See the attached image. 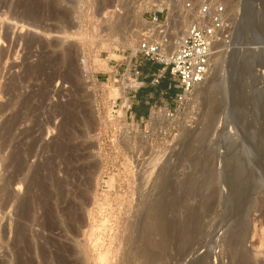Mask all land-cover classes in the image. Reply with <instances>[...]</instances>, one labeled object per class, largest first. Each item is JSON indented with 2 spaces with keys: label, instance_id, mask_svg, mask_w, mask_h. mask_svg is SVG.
Masks as SVG:
<instances>
[{
  "label": "rangeland",
  "instance_id": "1",
  "mask_svg": "<svg viewBox=\"0 0 264 264\" xmlns=\"http://www.w3.org/2000/svg\"><path fill=\"white\" fill-rule=\"evenodd\" d=\"M158 1L0 0V33L7 36L0 45V90L16 81L13 93L31 94L37 107V112L24 110L26 119L15 127L11 146L0 143V184L13 181L0 195V264H97L99 252L107 254L105 264H264V0H216L233 20L230 46H215L206 79L181 104L159 98L147 117L136 118L128 111L130 96L149 86V72L141 67L158 64L139 53L141 33L170 49L179 22L188 23L181 16L186 2L203 0H172L180 16L170 37L167 31L160 37L149 24L155 13L159 25L168 16ZM8 98L1 91L0 105ZM216 100L220 109L213 131L207 140L199 139ZM153 111L164 114L158 125L151 123ZM9 116L10 110L0 114V131ZM54 144L63 147L60 154ZM215 154L226 162L229 156L237 159L235 175L217 165ZM207 160L218 169L215 175L228 174L223 178L229 185L225 197L217 195L215 209L204 212L199 236L188 244L185 235L167 238L154 231L148 217L153 206L162 207L165 222L183 224L182 211L197 199L184 203L181 182ZM39 180L47 185L43 192ZM53 180L63 183L61 190ZM25 195H30L26 215L20 209ZM227 197L233 202L226 213ZM235 232L245 237L241 246L231 242Z\"/></svg>",
  "mask_w": 264,
  "mask_h": 264
},
{
  "label": "bare ground",
  "instance_id": "2",
  "mask_svg": "<svg viewBox=\"0 0 264 264\" xmlns=\"http://www.w3.org/2000/svg\"><path fill=\"white\" fill-rule=\"evenodd\" d=\"M150 2V1H149ZM149 2H147V3H149ZM152 2V1H151ZM158 2H160L159 4H161L162 3V5H166V6H168V8H169V12H168V16H167V19H166V21L164 22V24H155V23H149L152 27H156V28H154L155 30H156V34H157V32L160 34H162V31L163 32H165V31H167L168 33H167V36H168V34H169V32H171L170 30L176 25L177 26V22H178V20H177V17H179V16H177V11L175 10V6H173L174 4H173V2H172V0H169L168 2L166 1H164V0H159ZM170 2H172V4H169ZM148 5H150V4H148ZM153 5V4H152ZM180 6V5H179ZM179 6H176V7H179ZM182 7V6H181ZM180 8V7H179ZM178 10V9H177ZM182 10V9H181ZM179 11V10H178ZM186 8L184 7V12L182 11V13H183V15H181L182 16V18H183V16L185 17V13H186ZM181 13V12H180ZM179 13V14H180ZM181 18V20H183ZM179 20H180V18H178ZM180 24H181V26H180V28H178V29H180V30H176L175 32H178V33H176L175 34V38L173 37L171 40H170V45L173 47L174 45H175V43H176V41L184 34V32H185V30H186V26L187 25H184V23H182V21H180L179 22ZM150 25H148L149 27H150ZM117 27V26H116ZM151 27V28H152ZM164 28L163 30H160L159 28ZM175 28V27H174ZM173 31V30H172ZM174 33V32H173ZM160 34V37L162 36ZM166 34V33H165ZM171 34V33H170ZM170 34H169V37H170ZM8 35V34H7ZM164 35V34H163ZM172 36H173V34H171ZM21 36V35H20ZM167 36H165L164 35V39H165V37H167ZM3 37H7V36H4V34L2 35L1 33H0V45H1V43H2V39H4ZM18 37V36H17ZM22 37V36H21ZM30 38V37H29ZM262 38V37H261ZM162 39V38H161ZM168 39V38H167ZM263 39V38H262ZM35 41V40H34ZM56 41H58V40H56ZM167 40H165V42H166ZM36 42V41H35ZM28 43H30V42H28ZM32 43H34V42H32ZM57 43V42H56ZM261 43H262V47L264 48V40H261ZM34 45V44H33ZM169 45V46H170ZM34 47V46H33ZM30 48V47H29ZM32 48V47H31ZM30 48V49H31ZM6 51V50H5ZM31 51V50H30ZM1 52V51H0ZM32 52V51H31ZM215 53H217V51H215L214 52V56H216V54ZM29 57V56H28ZM1 58V57H0ZM4 59V58H3ZM50 59V58H49ZM46 61V60H45ZM27 63V62H26ZM249 63V62H248ZM25 64V63H24ZM27 66H28V64H27ZM36 66V65H35ZM45 66V65H44ZM31 67H33V68H30V69H28L27 67V70H30V72L31 71H33L34 70V66H31ZM40 67V66H39ZM42 67V66H41ZM40 67V68H41ZM36 68H38V67H35V69ZM33 69V70H32ZM42 69V68H41ZM26 70V69H25ZM49 71H50V69H49ZM16 73V72H15ZM13 74V73H12ZM27 75L28 74H31V73H26ZM18 76V75H17ZM24 76V75H23ZM22 76V77H23ZM25 77V76H24ZM29 77V76H28ZM53 77V76H52ZM14 79H15V76L13 77ZM20 78V77H19ZM16 80V79H15ZM23 80V79H22ZM65 80V79H64ZM8 81H9V79H8ZM11 81V80H10ZM9 81V82H10ZM8 82V84L7 85H5V88L2 90H0V92L2 91L3 93H5L6 95L8 94L9 95V98L7 99V102L5 103V104H1L0 105V114L2 115L3 114V112L4 111H9L10 110V116H9V118H6V119H4V121H3V123H2V126H1V131H0V139L2 140H0L1 142V147L3 148L4 146H11L12 145V142H13V140L15 141V138L13 139V133H14V129H15V127L17 126V125H19V123L20 122H22L23 121V116H24V110H28V111H34L35 110V112H37V107H33V105H31V99H32V96H31V94H29V95H25L24 94V96H22V97H18L17 95L19 94V95H21V93H19L18 92V94L16 95L15 93H13V89H14V87L13 86H16V85H12V84H15L16 83V81H13V82H15V83H12V82H10L9 83ZM7 83V82H6ZM26 84V83H25ZM200 85V84H199ZM198 85V86H199ZM18 87V86H17ZM197 87V86H196ZM3 88V87H2ZM219 89V88H218ZM25 90H26V88H25ZM225 93V92H224ZM37 95V94H36ZM34 96V95H33ZM39 96V95H38ZM210 96V95H209ZM211 96H213V95H211ZM216 96V95H215ZM209 98V97H208ZM208 98H206V99H208ZM213 99V98H212ZM45 100V99H44ZM212 101V100H211ZM211 101L209 102V104L211 105L212 103H211ZM220 101V100H219ZM38 102V101H37ZM47 102V101H46ZM213 102V101H212ZM218 102V100H216V102H215V104H214V106H212V107H208V109H210V113L208 114L209 116H208V120H207V123H205V125L202 127V129H201V131H200V138L199 139H202V140H207L208 139V137H209V135L211 134V132L213 131V127H214V124H216V118H217V116H218V114H219V107H220V104L219 103H217ZM222 103V102H221ZM52 104V103H51ZM16 106H18L17 108H15ZM67 106V105H66ZM15 108V109H14ZM50 108V107H49ZM40 110V109H39ZM58 110V109H57ZM238 110V109H237ZM59 111V110H58ZM28 113V112H27ZM26 113V114H27ZM61 113V112H60ZM208 113V112H207ZM25 114V115H26ZM34 115H36V114H34ZM37 115H39L38 113H37ZM51 115V114H50ZM33 116V115H32ZM40 117V116H39ZM164 117V114L163 113H161L160 111H157V112H154L153 111V114H152V116H151V123L152 124H155V125H158L159 123H160V121L162 120V118ZM207 117V116H206ZM24 118H25V116H24ZM35 118V117H34ZM37 118V117H36ZM26 119V118H25ZM38 119V118H37ZM22 120V121H21ZM216 120V121H215ZM33 121H34V119H33ZM36 122V121H35ZM215 122V123H214ZM34 123V122H33ZM220 129V128H219ZM33 131V130H32ZM62 133V132H61ZM129 134V133H128ZM214 134V132L212 133V135ZM29 135V134H28ZM126 135V134H125ZM131 135V134H130ZM15 136V135H14ZM22 136V135H21ZM187 136V135H186ZM16 137V136H15ZM214 137V136H213ZM126 138H127V136H126ZM27 139V138H26ZM70 140V139H69ZM199 141V140H198ZM55 142V141H54ZM181 142V141H180ZM181 144V143H180ZM220 144V143H219ZM31 145V144H30ZM55 145V148L57 149V151L58 152H56V154L57 153H59V151L63 148L62 146H61V144H60V146L58 145V144H54ZM53 145V146H54ZM63 145V144H62ZM14 146V145H13ZM64 146V145H63ZM66 146V145H65ZM75 146V145H74ZM186 146V145H185ZM214 146V145H213ZM187 147V146H186ZM1 148V149H2ZM15 148V147H14ZM54 148V147H53ZM66 148V147H65ZM73 148V147H72ZM15 149H18V148H15ZM75 149V148H74ZM187 149H188V147H187ZM190 150H191V148H189ZM217 149V148H216ZM20 150V149H19ZM53 150V149H52ZM64 150V149H63ZM70 150V149H69ZM73 150V149H72ZM186 150V149H185ZM184 150V151H185ZM209 150V149H208ZM18 151V150H17ZM226 151H228V150H226ZM230 151V150H229ZM25 152V151H24ZM82 152V151H81ZM18 153V152H17ZM192 153V152H191ZM204 153V152H203ZM214 153V152H213ZM218 153V152H217ZM225 153H227V152H225ZM237 153V152H236ZM14 154H16V152L15 151H12L11 152V154H10V157H12ZM60 154V153H59ZM65 155V154H64ZM176 155V154H175ZM193 155V154H192ZM216 156H213V157H215V160L213 159V157H212V159L214 160V161H217L216 163H217V165H222V167L221 168H223V170L224 171H226V169L228 170H232V172H230V174L232 175V173H233V170L235 169H237V168H235V167H238V164H239V162L237 161V159L236 158H231V156H229V160L226 162L225 161V157H223V158H221V157H219V156H217V154H215ZM225 155V154H224ZM234 155V154H233ZM54 156V155H53ZM59 156H61V155H59ZM209 156V155H208ZM5 157V156H4ZM55 157V156H54ZM54 157H52V158H54ZM158 157V156H157ZM228 157V156H227ZM238 157V156H237ZM13 158V157H12ZM206 158H207V156H206ZM10 159V158H9ZM57 159V158H56ZM186 159V158H185ZM204 159V163L203 162H201V160H202V158H200V162H198L199 164L200 163H202L203 165L205 164V158H203ZM211 159V160H212ZM236 159V160H235ZM55 160V159H54ZM156 160H158V159H156ZM177 160V159H176ZM179 160V159H178ZM177 160V161H178ZM8 161V160H7ZM69 161V160H68ZM176 161V162H177ZM188 161V160H187ZM208 161V160H207ZM238 163H237V162ZM15 162V161H14ZM42 162H44V161H42ZM223 162V164H221ZM66 163V162H65ZM68 163V162H67ZM197 163V162H196ZM196 163H195V165H196ZM42 164V163H41ZM45 164V163H44ZM54 164V163H53ZM191 164H193L192 162H191ZM190 164V165H191ZM201 164V165H202ZM241 164V163H240ZM162 165H164V163L162 164ZM194 165V166H195ZM202 165V166H203ZM214 165H215V162H214ZM6 166V165H5ZM15 166V165H14ZM39 166V164L37 165V167ZM41 167H42V165H40ZM45 166H47V165H45ZM54 166V165H53ZM52 166V167H53ZM156 166H157V163L155 162L154 164H153V166H152V169H154L155 170V168H156ZM168 166V165H167ZM175 166V165H174ZM178 166V165H177ZM193 166V167H194ZM197 166H199V165H197ZM59 167V166H58ZM192 167V168H193ZM219 167V166H218ZM241 167V166H240ZM36 168V167H35ZM45 168V167H44ZM166 168V166H163V167H161V168H158L159 170H158V176H156L155 175V180L156 179H158L159 178V176L161 175V172L163 171H165L164 169ZM196 168V167H195ZM201 168V167H200ZM199 168V169H200ZM214 166L212 167V161H208V164L207 165H205V166H203V168L198 172V168H197V171L195 172L194 171V168H193V170L191 169V172H189L188 174H187V177L184 179V181H182L181 182V187H182V189L181 190H184V194H185V197H184V203H189L190 204V202L192 201V199H194V197L197 199V202H196V204H194V207H192V205H191V207H190V205H189V207H187V206H185V209L182 211V215H183V218H184V220H182L183 222V224L182 225H174V223H170V220H171V218H169L168 220H169V222H165L164 220H162V217H161V208H156L155 206H153L151 209H149V210H151V212H150V216H148L149 217V219H150V225H151V228L155 231V230H162V231H164L165 233H166V236L165 237H167V238H171L173 235H175L176 236V234H182V237H184V235H185V238H184V240H186V242H188V244H189V242H190V240L192 239V237H195V235L196 234H199L200 232H201V230H202V227L204 226V223H203V218H204V216H206V214L204 213V212H211V211H213L212 209L214 208V206L215 205H217V204H215L216 202H217V195L219 194L220 195V193H223V194H221V195H223V196H221V198L222 197H225V193H226V191L228 192V185L229 184H227L228 183V181L226 182V179H225V176H224V178H223V175H228L227 173H225L224 174V172H221V171H223V170H221L217 175H219V178L221 177V180L217 177L216 178V176L217 175H215V173L218 171V169H217V171H215L214 170ZM220 168V167H219ZM239 168V167H238ZM40 169L41 168H39V169H36V170H39L40 171ZM53 170V169H52ZM55 170H58V168H55ZM153 170V171H154ZM235 170H234V175H235ZM168 171V170H167ZM166 171V172H167ZM215 171V172H214ZM13 172V171H12ZM36 172H38V171H36ZM70 172V171H69ZM40 173V172H39ZM65 173H66V171H65ZM149 173V172H148ZM151 173H152V170H151ZM41 174V173H40ZM52 174H54V173H52ZM68 174V173H67ZM165 174H167V173H164V175ZM196 174H198V176H199V178H198V176H197V180H196V178H194V177H196L195 175ZM241 174V173H240ZM37 175V174H36ZM35 175V176H36ZM237 175V174H236ZM66 176V175H65ZM153 176V175H152ZM162 176V175H161ZM37 177V176H36ZM39 177V176H38ZM37 177V178H38ZM71 177V176H70ZM150 177V176H149ZM148 177V178H149ZM229 177V176H228ZM231 177H233V176H231ZM53 178V177H52ZM9 179V180H8ZM7 180H5L4 182V184H0V195H1V193H4L5 191H6V188L9 186L8 184H10V182L12 183L13 181L12 180H10V179H12V178H8ZM31 179V178H30ZM39 179V178H38ZM44 179V178H43ZM58 179V178H57ZM163 179V178H162ZM171 179V178H170ZM218 179V180H217ZM231 179V178H230ZM234 180H236L235 179V177L233 178ZM28 180H29V178H28ZM36 180V179H35ZM60 180V179H59ZM64 180V179H63ZM148 180V179H147ZM154 180V181H155ZM176 180V179H175ZM178 180V179H177ZM238 180H240V178L238 179ZM40 181V180H39ZM39 181H38V184H39V188H41V190H42V192H43V189L47 186H45L44 187V185H45V183H43V182H41V183H39ZM43 181V180H42ZM45 181V180H44ZM54 181V183L56 184V186L58 187H55L54 185H53V187H55V188H57V189H59V190H61L62 188H61V184L63 185V183H60L59 181L57 182V180H53ZM61 181V180H60ZM156 181H158V180H156ZM168 181H170V180H168ZM167 182V181H166ZM237 182H239V181H236V183ZM242 182V181H241ZM2 183V182H1ZM37 183V182H36ZM35 183V184H36ZM64 183H65V181H64ZM67 183V182H66ZM209 183H211L212 185L209 187V188H211L212 187V189L211 190H209L208 189V184ZM236 183H235V186H236ZM240 183V182H239ZM160 184V183H159ZM162 184V183H161ZM241 184V183H240ZM240 184H238L237 186H239ZM8 185V186H7ZM37 185V184H36ZM158 185V184H157ZM165 185V184H164ZM210 185V184H209ZM7 186V187H6ZM154 186H156V185H154ZM234 186V187H235ZM10 187V186H9ZM38 187V186H37ZM64 187V186H63ZM65 187H67V185L65 186ZM35 188V187H34ZM61 188V189H60ZM170 188V187H169ZM205 189L203 192H202V190L201 189ZM155 189V188H154ZM222 189H224V190H222ZM235 189V188H234ZM47 189H45L44 190V192L46 191ZM56 190V189H55ZM66 190V189H65ZM165 190V189H164ZM180 190V191H181ZM224 191V192H223ZM231 191V190H230ZM229 191V195H231V192ZM63 192V191H62ZM181 192H183V191H181ZM206 192V193H205ZM7 193V192H6ZM52 193V192H51ZM60 193V192H59ZM39 194V193H38ZM177 194H179V191H178V193ZM183 194V193H182ZM28 195V194H27ZM218 195V196H219ZM2 196V195H1ZM30 196V195H29ZM29 196H24L23 198V201H22V205L19 207L20 209H22V213L23 214H28V212H27V209L29 208L28 206L30 205L29 204ZM43 196V195H42ZM156 196V195H155ZM176 196H178V195H176ZM181 196V195H180ZM180 197L181 199L183 198V197ZM46 197V196H45ZM167 197V196H166ZM35 198V197H34ZM48 198V197H47ZM219 198V197H218ZM230 197H227V198H225L224 199V203H222V204H224L225 205V208H226V210L229 208H231V205L230 204H232V202H233V198H232V201H231V199H229ZM236 198V197H235ZM7 199V198H6ZM177 199V198H176ZM3 200V199H2ZM22 200V199H21ZM178 200H179V197H178ZM219 200V199H218ZM150 201V200H149ZM167 201H168V199H167ZM171 201V200H170ZM170 201H169V204H170ZM181 201V200H180ZM180 201H178V202H180ZM221 201H222V199H221ZM173 202V201H172ZM176 202V201H175ZM223 202V201H222ZM21 203V202H20ZM218 203V202H217ZM235 203H237V202H235ZM41 204V203H40ZM148 204V203H147ZM176 204V203H175ZM192 204V203H191ZM238 204V203H237ZM145 205H146V203H145ZM168 205V204H167ZM179 205H183V204H179ZM147 206V205H146ZM149 206V205H148ZM178 206V205H177ZM223 206V205H222ZM165 207V206H164ZM216 207V206H215ZM18 208V209H19ZM224 208V209H225ZM215 209V208H214ZM147 210H148V208H147ZM146 210V211H147ZM225 210V212L227 213L229 210H227L226 211ZM231 210V209H230ZM236 210V209H235ZM181 211V210H180ZM32 212V211H31ZM165 212V211H164ZM173 212V211H172ZM145 213V212H144ZM166 213V212H165ZM148 214V213H147ZM167 215V214H166ZM165 215V216H166ZM174 215V214H173ZM208 215V214H207ZM147 217V218H148ZM170 217V216H169ZM172 217V216H171ZM182 217V216H181ZM164 218V217H163ZM176 218V217H175ZM174 217H172V219H175ZM180 218V217H179ZM177 219V218H176ZM224 219V218H223ZM230 220V219H229ZM233 220V219H232ZM172 221V220H171ZM181 221V220H180ZM206 221V220H205ZM175 222V221H174ZM179 222V221H178ZM236 222V221H235ZM242 221H240L239 223H241ZM207 223H208V221H207ZM227 223H229V222H227ZM239 223H237V224H239ZM217 225V224H216ZM205 226H207V225H205ZM226 226H227V224H226ZM241 226V225H240ZM239 226V227H240ZM243 226V225H242ZM238 227V228H239ZM204 230V229H203ZM238 231V230H237ZM240 231V230H239ZM243 231V230H242ZM246 231V230H245ZM244 232V231H243ZM176 233V234H175ZM234 233V232H233ZM236 233H239V232H235V234H230V237H231V242H233V241H236V243H238V244H240V246L242 245L241 243H239L240 241L243 243V242H245L244 240L242 241V239L244 238L245 239V237H239L238 235H240L241 233H239L238 235L236 234ZM245 235H246V232H245ZM245 235H242V236H245ZM149 236V235H148ZM151 236V235H150ZM197 236V235H196ZM199 236V235H198ZM197 236V237H198ZM217 236V235H216ZM177 237H178V235H177ZM177 237H174V238H177ZM196 237V238H197ZM203 237V236H202ZM152 238V237H151ZM208 238V237H207ZM240 238H242L240 241H239V239ZM164 239V238H163ZM148 240V239H147ZM146 240V241H147ZM212 240V239H211ZM148 241H151V240H148ZM181 241V240H180ZM199 241V240H198ZM238 241V242H237ZM167 242V241H166ZM169 242V241H168ZM148 243V242H147ZM150 243V242H149ZM165 243V242H164ZM195 243V242H194ZM152 244V243H151ZM178 244V243H177ZM176 244V245H177ZM180 244H181V242H180ZM237 244V245H238ZM168 245H169V243H168ZM167 245V246H168ZM192 245H193V243H192ZM191 245V246H192ZM202 245V244H201ZM187 246V245H186ZM93 247V246H92ZM203 247V246H202ZM200 248V247H199ZM196 249V248H195ZM240 249V248H239ZM243 249V248H242ZM144 252V251H143ZM142 252V255L144 254L145 255V257L147 256V254H145V253H143ZM203 252V251H202ZM205 252V251H204ZM99 253H101V252H99ZM98 253V255H99V263H97V264H105V260H106V257H107V254H99ZM180 254V253H179ZM183 255V254H182ZM195 255V254H194ZM236 255V254H235ZM243 255V254H242ZM150 256L151 257H149L151 260L152 259H154V258H156V255H155V253H153V254H150ZM202 256V255H201ZM98 257V256H97ZM208 257V256H207ZM242 257H244V255L242 256ZM105 259V260H104ZM145 259V258H144ZM201 259V258H200ZM147 262H148V259H145ZM144 260V261H145ZM150 260V261H151ZM202 260V259H201ZM204 260L205 259H203V261H201V262H203L204 263ZM208 262V261H207ZM232 262H233V260H232ZM237 262H239V261H237ZM241 262H243V261H241ZM209 263H210V261H209ZM207 264V263H206ZM241 264V263H240ZM242 264H244V263H242Z\"/></svg>",
  "mask_w": 264,
  "mask_h": 264
},
{
  "label": "built area",
  "instance_id": "3",
  "mask_svg": "<svg viewBox=\"0 0 264 264\" xmlns=\"http://www.w3.org/2000/svg\"><path fill=\"white\" fill-rule=\"evenodd\" d=\"M162 6L160 12L166 8L168 13V6ZM184 7L187 10V27L173 47L167 49L168 46L157 41L149 32H142L139 42V53L143 59L160 64L150 83L159 85L169 74L172 85L180 89L173 101L180 104L206 79L215 46H230L233 30V20L223 2L203 0L194 4L188 1ZM159 18V13H155L152 23L159 24ZM133 71L136 78L142 75L138 64L133 66Z\"/></svg>",
  "mask_w": 264,
  "mask_h": 264
},
{
  "label": "crops",
  "instance_id": "4",
  "mask_svg": "<svg viewBox=\"0 0 264 264\" xmlns=\"http://www.w3.org/2000/svg\"><path fill=\"white\" fill-rule=\"evenodd\" d=\"M149 65V62L145 64V66H142V71L149 72V78L147 80L149 86L147 88H141L139 86V90H137L136 94L130 96V105L128 111L132 113L136 118H142L147 117L148 114L151 113L152 109L154 108L155 104L160 101L166 100L167 103H172L175 97L177 96L178 88L174 87L172 84V80L170 75L168 74L165 79L162 80V82L159 85H152L150 83L151 76L154 72H156L160 68V64L153 65L149 70L146 66ZM148 70V71H147ZM143 77V74L138 78L140 81V78ZM145 77V76H144ZM143 81H140V85H142ZM148 91H151L150 93Z\"/></svg>",
  "mask_w": 264,
  "mask_h": 264
}]
</instances>
